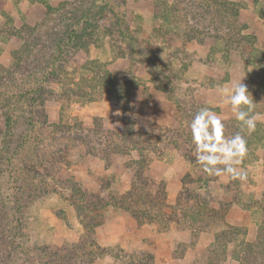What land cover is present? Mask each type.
I'll return each instance as SVG.
<instances>
[{
    "label": "rangeland",
    "instance_id": "rangeland-1",
    "mask_svg": "<svg viewBox=\"0 0 264 264\" xmlns=\"http://www.w3.org/2000/svg\"><path fill=\"white\" fill-rule=\"evenodd\" d=\"M88 9L85 37L57 49ZM97 65L135 84L128 112L92 80ZM240 78L264 113V0H0V264L21 243L34 256L75 249V264H242L252 243L245 264H264V123L246 136V181L203 173L187 126L211 106L235 134L218 89ZM128 139L151 143L146 173L165 183L168 228L97 199L129 190L139 154L107 151ZM27 185L48 191L14 215Z\"/></svg>",
    "mask_w": 264,
    "mask_h": 264
},
{
    "label": "trees",
    "instance_id": "trees-1",
    "mask_svg": "<svg viewBox=\"0 0 264 264\" xmlns=\"http://www.w3.org/2000/svg\"><path fill=\"white\" fill-rule=\"evenodd\" d=\"M89 11L90 9H88L84 13L82 31L78 32L76 29H74L71 33L67 35L66 37L67 41L65 43L57 45L56 47L57 49L63 50L64 47L71 48L73 47V45H75L77 38L83 39L85 37V30H87L88 28L87 25L95 22L94 18H92V14H89ZM96 20L97 22H99L100 18L99 19L96 18ZM16 36L22 38V35L20 33H16ZM80 49L82 50L81 46H80ZM97 68L98 69L95 71L96 76L92 80L97 82L100 86H103V88H105L104 90L105 91L107 90L109 93H111L116 99V101L118 102L121 101V103L123 104L124 112H128L130 110L129 95H130L131 89L134 88L135 84L124 82L123 80L116 78L112 74V72L104 68V66L102 67L101 65L100 66L97 65ZM84 80L85 81L89 80L87 75L82 76L80 78V81L75 83V85L79 89H81V84ZM72 90L74 93L73 95H75L76 94L75 90L74 89ZM52 126L54 128L56 127L58 128L61 126V124L55 123V124H52ZM132 132L135 133L133 131V128H132ZM150 145L151 143L148 141V139L147 141H142V143H140L139 141H136L135 139H131L129 141H125V143L122 145L120 143H116L114 146L112 147L109 146L107 148V151L120 150L121 147H124L125 151L127 150V148H129V150L130 149L133 150L134 148L139 154V157L138 159L133 161L135 172H134V177L131 182V186L129 190L125 194L120 195V196L112 194L108 196V200H106V198H100L99 196H97V199L100 201H104L103 207L114 206V207H119L125 211L130 212V214H132V216L135 217L139 225L144 224V223H150V224L159 223V224H165V227L168 228L169 224L173 222V217L171 213L166 212L167 211L166 209L169 208V205H167L166 203L167 193H166L165 183L164 182L156 183V181L149 178L147 176L148 174L146 173L150 169V166L153 160L152 156L155 154V152L149 150L148 147ZM106 160H107V163H109L111 161V158L108 156ZM6 162L11 163L12 160L8 158ZM68 183H69V180H68ZM69 186L71 188L72 196L78 194L81 196L82 199H87V193L82 189L81 185L78 182L71 181L69 183ZM27 188L29 189L30 193H28L29 191H26V188H23V189L19 188V190L24 191V193H26L24 194V196H28V197L23 200V203L25 206L24 209H22V207L20 206L19 208L14 210V215H16L17 213L22 214L26 211L28 207L27 206L28 198L31 199L32 196L37 193L40 194L41 192L48 191L47 187H42L41 185H27ZM153 188H156V193H152ZM76 206L78 208V211H81L83 209V207L80 206L79 204H76ZM92 218L94 217H89V219H92ZM20 223L22 224V219ZM85 226L89 228L90 234L93 235L94 233L93 230L98 226V223H91L89 224V226L88 225H85ZM91 235H90V238L93 244L96 245L95 241H93L94 238ZM8 243L9 242L7 241L6 246L4 245L5 243L0 245V251L2 250L5 252V250H8L9 249ZM26 243L27 242H25V244ZM12 244H13V241H12ZM78 245L79 243H75L73 247H79ZM247 245H248V248L242 249L240 250V252H238V254H241L244 257L245 261L242 264H245L248 261V258L245 256V254L247 255V249H249L252 246V243H248ZM223 246L226 249L228 247L226 243H224ZM15 249H16L15 251L16 253H14L12 257L8 256L10 260L9 262H11L10 264H51L53 262L58 263V259L62 260V261H59L58 264L60 263L61 264H75L76 261L78 262V258H80V255L76 252L75 249L68 250L66 253H63L64 248L57 249V250H52L50 248V249H46V250H49L48 252L49 255L41 254L40 256L30 255L27 251H25L26 249L24 248L23 243H21L19 247ZM20 250H22L21 253H20ZM237 256L239 255H235V257ZM150 257H151V261L149 264H153V261H152L153 255H151ZM243 257H239L240 260H243ZM135 264H146V262L143 263V261L142 262L136 261Z\"/></svg>",
    "mask_w": 264,
    "mask_h": 264
},
{
    "label": "clouds",
    "instance_id": "clouds-1",
    "mask_svg": "<svg viewBox=\"0 0 264 264\" xmlns=\"http://www.w3.org/2000/svg\"><path fill=\"white\" fill-rule=\"evenodd\" d=\"M243 79L218 89L221 104L238 122L235 134H225L221 115L211 106L200 107L188 122L196 163L209 176L240 181L248 178L247 169L242 167L249 151L246 136L256 131L258 123H264V113L255 111L256 104Z\"/></svg>",
    "mask_w": 264,
    "mask_h": 264
},
{
    "label": "crops",
    "instance_id": "crops-1",
    "mask_svg": "<svg viewBox=\"0 0 264 264\" xmlns=\"http://www.w3.org/2000/svg\"><path fill=\"white\" fill-rule=\"evenodd\" d=\"M139 228V227H138Z\"/></svg>",
    "mask_w": 264,
    "mask_h": 264
}]
</instances>
